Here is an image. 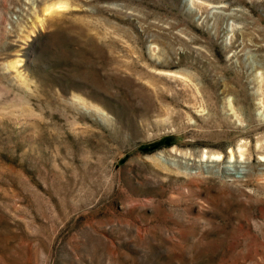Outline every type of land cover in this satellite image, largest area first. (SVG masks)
<instances>
[{
  "label": "rangeland",
  "instance_id": "1",
  "mask_svg": "<svg viewBox=\"0 0 264 264\" xmlns=\"http://www.w3.org/2000/svg\"><path fill=\"white\" fill-rule=\"evenodd\" d=\"M0 264H264V0H0Z\"/></svg>",
  "mask_w": 264,
  "mask_h": 264
},
{
  "label": "bare ground",
  "instance_id": "2",
  "mask_svg": "<svg viewBox=\"0 0 264 264\" xmlns=\"http://www.w3.org/2000/svg\"><path fill=\"white\" fill-rule=\"evenodd\" d=\"M58 4H59V3H58ZM58 4H57V5H55V6H56V8H57V9H58V8L62 9L61 7H63L64 5H63V6H62V5L60 6V5H58ZM62 4H63V3H62ZM54 8H55V7H54ZM49 9H51V8L49 7ZM64 9H65V8H64ZM51 10H52V9H51ZM54 10H55V9H54ZM58 10H59V9H58ZM62 10H63V9H62ZM48 11H49V10H48Z\"/></svg>",
  "mask_w": 264,
  "mask_h": 264
}]
</instances>
